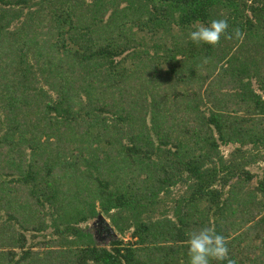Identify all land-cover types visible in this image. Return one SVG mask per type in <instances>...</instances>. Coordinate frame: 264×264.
<instances>
[{
  "label": "trees",
  "instance_id": "trees-1",
  "mask_svg": "<svg viewBox=\"0 0 264 264\" xmlns=\"http://www.w3.org/2000/svg\"><path fill=\"white\" fill-rule=\"evenodd\" d=\"M259 162L264 0H0V264H188L202 227L264 264Z\"/></svg>",
  "mask_w": 264,
  "mask_h": 264
},
{
  "label": "clouds",
  "instance_id": "clouds-1",
  "mask_svg": "<svg viewBox=\"0 0 264 264\" xmlns=\"http://www.w3.org/2000/svg\"><path fill=\"white\" fill-rule=\"evenodd\" d=\"M228 27V21L223 18L194 24L188 31V39L195 45L215 46L221 36L230 38L227 35ZM186 255L188 264H233L228 259L226 238L212 227H202L188 234Z\"/></svg>",
  "mask_w": 264,
  "mask_h": 264
},
{
  "label": "rangeland",
  "instance_id": "rangeland-1",
  "mask_svg": "<svg viewBox=\"0 0 264 264\" xmlns=\"http://www.w3.org/2000/svg\"><path fill=\"white\" fill-rule=\"evenodd\" d=\"M235 144H226V145H221L220 146V151L223 154L224 157L228 155V153L233 149ZM264 166V163H257L254 167H251V171H256L257 173H260L261 171L259 170L258 167ZM179 190L178 189H173L172 193L176 194ZM103 216V215H102ZM104 217V216H103ZM105 220L108 222V224L111 226L108 218L104 217ZM95 223V227H94ZM81 226L87 227L89 231L93 234L94 239L97 241L98 244L101 245H107L110 240L114 237H117L118 234L115 231V229L111 226L113 233H111L105 226V224L101 220H97L96 218L89 219L87 222L82 223ZM25 238H26V245L27 246H34V248H38L37 243L42 242L43 240L52 237L53 235L50 233V228L46 230L45 232L41 233H32V232H23ZM128 233L123 235L122 238L123 240L128 239ZM18 254L20 253L17 251Z\"/></svg>",
  "mask_w": 264,
  "mask_h": 264
},
{
  "label": "water",
  "instance_id": "water-1",
  "mask_svg": "<svg viewBox=\"0 0 264 264\" xmlns=\"http://www.w3.org/2000/svg\"><path fill=\"white\" fill-rule=\"evenodd\" d=\"M96 219H97V220H101V221L105 224L106 228H107L111 233H113V230H112L111 226L108 224V222L105 220V218H104L101 214L97 215Z\"/></svg>",
  "mask_w": 264,
  "mask_h": 264
},
{
  "label": "flooded vegetation",
  "instance_id": "flooded-vegetation-1",
  "mask_svg": "<svg viewBox=\"0 0 264 264\" xmlns=\"http://www.w3.org/2000/svg\"><path fill=\"white\" fill-rule=\"evenodd\" d=\"M94 227H95V223H94Z\"/></svg>",
  "mask_w": 264,
  "mask_h": 264
}]
</instances>
